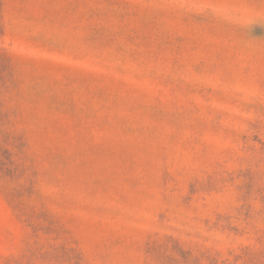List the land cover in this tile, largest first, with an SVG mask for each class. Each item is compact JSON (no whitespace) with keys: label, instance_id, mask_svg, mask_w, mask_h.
<instances>
[{"label":"rangeland","instance_id":"rangeland-1","mask_svg":"<svg viewBox=\"0 0 264 264\" xmlns=\"http://www.w3.org/2000/svg\"><path fill=\"white\" fill-rule=\"evenodd\" d=\"M0 264H264V0H0Z\"/></svg>","mask_w":264,"mask_h":264}]
</instances>
